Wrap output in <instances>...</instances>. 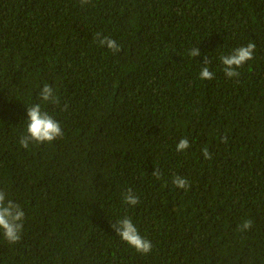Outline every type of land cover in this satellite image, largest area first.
Instances as JSON below:
<instances>
[{"label":"trees","instance_id":"1","mask_svg":"<svg viewBox=\"0 0 264 264\" xmlns=\"http://www.w3.org/2000/svg\"><path fill=\"white\" fill-rule=\"evenodd\" d=\"M250 42L229 79L220 56ZM44 84L64 136L23 149ZM0 189L25 212L0 264H264V0H0ZM126 216L150 254L111 227Z\"/></svg>","mask_w":264,"mask_h":264},{"label":"clouds","instance_id":"2","mask_svg":"<svg viewBox=\"0 0 264 264\" xmlns=\"http://www.w3.org/2000/svg\"><path fill=\"white\" fill-rule=\"evenodd\" d=\"M82 5H87L90 0H80ZM99 37V34H97ZM99 45L101 47H107L113 53L121 51V47L117 42L108 37H100ZM255 51V44L248 43L246 46H241L234 49L228 55L220 56V63L223 65V72L229 79L233 77H239L240 72L238 69L244 66V64L253 59V53ZM201 53L199 49L193 47L189 56L198 57ZM211 61L205 57L203 64L208 65ZM214 74L209 70L207 66L203 67L200 71L199 78L201 80H211ZM38 103L32 104L27 107V125L26 131L19 138V145L23 149H28L31 145H43L45 143L51 144L56 139L64 136V131L61 128L60 123L44 110V105H53L57 108L60 107V97L57 95L56 90L49 84H44L38 91ZM62 111L67 110V105L64 106ZM222 142H227L225 138H222ZM190 147L189 141L186 138H182L176 145L177 152H183ZM202 154L205 159H212L211 153L207 148L202 150ZM152 175L156 179H160L161 173L159 169H155ZM172 183L176 188L187 190L190 184L186 177L175 175L172 179ZM122 200L125 205L136 206L139 203V197L134 194L131 188L122 194ZM25 223V212L20 204L16 203L7 195L4 190L0 189V235L9 243L16 244L21 240L22 232ZM111 227L115 230L117 236L137 253L142 255L150 254L153 245L152 242L145 237H142L138 231V228L134 225L131 217H124L117 220ZM240 230L247 231L252 228L251 220H244L239 226Z\"/></svg>","mask_w":264,"mask_h":264}]
</instances>
